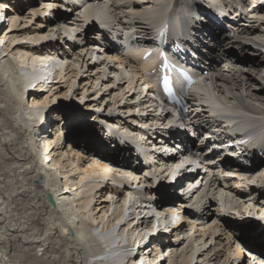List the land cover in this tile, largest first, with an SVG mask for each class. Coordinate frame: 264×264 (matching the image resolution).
Instances as JSON below:
<instances>
[{
  "label": "bare ground",
  "instance_id": "6f19581e",
  "mask_svg": "<svg viewBox=\"0 0 264 264\" xmlns=\"http://www.w3.org/2000/svg\"><path fill=\"white\" fill-rule=\"evenodd\" d=\"M28 1L32 5L6 0L7 9L0 10L8 20L4 25L0 19V264H233L245 252L238 243L247 239L240 236L241 230L248 234L242 226L255 234L254 242L247 239L251 250L264 253V160L243 168L237 160L226 162L229 150L216 164L221 170L207 173L215 164L209 138H217L220 149L226 145L219 133L200 127L209 110L219 119L213 122L218 132L232 125L264 145V0L263 8L257 3L259 15L241 23L230 14L239 0H202L205 8L201 0H136L137 6L133 0H79L81 10L69 18L73 0ZM58 7L65 13L61 18ZM210 7L226 14L223 26L200 21L198 11L209 15ZM164 20L176 21L194 39L177 57L199 78L183 83L194 101L186 118L176 119L169 110L176 108L162 107L153 95L152 75L145 71L155 60L140 64L135 52H122L108 37L113 26H121L128 35L124 42L148 51L157 38L152 31ZM93 23L102 30L101 41L89 38ZM246 45L263 58L245 62ZM103 108L113 112L116 124L107 115L84 112ZM73 128L89 133L93 144L72 134L64 140ZM156 134L164 147L155 148L150 136ZM121 140L152 148L153 157L177 149L181 158L191 153L199 158L198 177L207 173L202 186L210 192L195 197L197 189L189 187L188 198L176 202L172 180L188 181L182 176L187 169L172 174V166H154L146 176L129 174L126 169L135 166L120 159ZM106 150L120 153L114 157ZM224 175L230 178L226 186ZM165 178L168 183L160 184ZM214 204L215 218L209 207ZM192 210L195 222H189ZM229 211L244 214L235 215L244 224L227 219ZM182 212L183 221L173 225Z\"/></svg>",
  "mask_w": 264,
  "mask_h": 264
},
{
  "label": "rangeland",
  "instance_id": "374dc122",
  "mask_svg": "<svg viewBox=\"0 0 264 264\" xmlns=\"http://www.w3.org/2000/svg\"><path fill=\"white\" fill-rule=\"evenodd\" d=\"M24 2H23V4H27V5H32V3H30L28 0H23ZM134 1V3H135V5L137 6V5H139V3L136 1V0H133ZM200 1V0H199ZM145 3H142V6L144 5ZM200 5H202L203 6V3L201 2V4ZM29 9V8H28ZM81 10V9H80ZM28 11V10H27ZM56 16H58V17H62V15L64 14L65 15V13L63 12V10L62 9H60V7H58V8H56ZM6 13H7V11H6ZM8 13H11V12H9L8 11ZM73 13H69L68 12V18L69 17H74V15H75V12H74V14L72 15ZM51 15V14H50ZM7 17V16H6ZM60 17V18H61ZM8 18V17H7ZM49 19H51L50 17H49ZM47 20H48V18H47ZM4 21H6L5 23H4V25H7L8 24V20H6V18L4 19ZM7 23V24H6ZM105 23H108L110 26L112 25L113 26V23L112 22H110V21H108V22H105ZM92 25H94V27L93 26H91V24H90V29H89V27H88V29L90 30V33L88 32V34H89V38H91L92 40H96V38H97V40H99V41H101L102 39H103V36L101 35V34H99V33H102V30L99 28V27H97V23H93ZM101 26L102 25H104L103 23L102 24H100ZM96 26V27H95ZM68 40V39H67ZM241 40L242 39H240L238 42H241ZM229 41H232V39H230L229 38ZM250 42V41H249ZM70 46V45H69ZM68 46V47H69ZM64 47V45L62 44V48ZM64 50H66V47H64L63 48V51ZM71 50H72V48H71ZM258 57L259 58H261L262 57V55L260 54V52H256V51H254L253 49H250V47H248L247 45L245 46V53L243 54V56H241V58H243L244 59V61L245 62H248V63H251L252 61H255L256 59H258ZM263 58V57H262ZM98 59H96V61H97ZM95 61V60H94ZM99 61H101V60H99ZM263 61H264V58H263ZM109 76V75H108ZM126 85V84H125ZM124 85V86H125ZM78 86V88H79V91L81 92V91H84V89H82V82L80 83V85H77ZM79 93V92H78ZM96 95V93H94L93 95H92V97L93 96H95ZM103 98H105V96L103 97ZM93 99V98H92ZM99 103V101H97V100H95L94 102L92 101L91 102V104H95V107H97V104ZM80 108H82V106L81 107H78V108H71V107H64V109H71V110H77V109H80ZM96 110V109H95ZM95 110H90V109H84V112H86V113H96L97 114V116L100 118V117H102V119H105V116L107 115L108 116V119H105L106 121H108L109 123H111V124H116V123H114L112 120H111V116L113 115V112L112 111H108L107 113H104V108L102 109V110H100V111H102V112H97V110L95 111ZM99 111V110H98ZM101 125H103V124H101ZM119 128H120V133H125L126 131H124L123 130V128H124V126H123V124H120V125H117ZM96 129H97V127H95ZM79 130L80 129H78V128H73V129H71L70 131H68L67 133H66V135L64 136V140H65V138H68L67 136L68 135H70V134H72L71 135V137H73V136H76L77 137V141H82V139H87V141H89L90 143L92 142V144H93V141L90 139V134L89 133H87L86 135H84V133H82V132H79ZM84 136V137H83ZM87 136L89 137V138H87ZM75 138V137H74ZM78 138H81V139H78ZM85 139V140H86ZM92 150L91 149H88V152H91ZM108 153H110L112 156H114V157H118L119 156V154L117 153V152H115V151H110V150H106ZM166 179V181L165 182H161V181H163V180H165ZM165 179H163V180H161L160 182H158V183H160V184H164V183H168V178H165ZM156 185H158V184H156ZM245 200V199H244ZM252 207V205H248V207ZM239 215H241V216H243L244 214H239ZM238 215V216H239ZM245 216V215H244ZM233 217V216H232ZM227 218V217H226ZM227 219H229V218H227ZM254 220V219H253ZM260 219H258V221H259ZM231 224H233L232 222H230ZM244 224V223H243ZM234 225V224H233ZM235 227H236V225H234ZM256 226H253V228H255ZM242 229H244V231L246 230L247 232H248V234H250V237H252L253 236V238L255 237V234H253V233H251L252 231H250V229H247L245 226H242L241 227ZM241 228L239 227V231L241 230ZM253 228H251V229H253ZM243 230H241V232L240 233H242L243 234V232H242ZM255 231V230H254ZM171 236L170 237H172V239H174V237L172 236L173 234H170ZM244 235V234H243ZM162 241V240H161ZM163 242V241H162ZM182 246V245H181Z\"/></svg>",
  "mask_w": 264,
  "mask_h": 264
},
{
  "label": "snow or ice",
  "instance_id": "6c2138e0",
  "mask_svg": "<svg viewBox=\"0 0 264 264\" xmlns=\"http://www.w3.org/2000/svg\"><path fill=\"white\" fill-rule=\"evenodd\" d=\"M6 9H7L6 0H0V10H6ZM0 19H4V17L0 16ZM168 83H169L168 77L165 76L164 77V86H165V88H168Z\"/></svg>",
  "mask_w": 264,
  "mask_h": 264
},
{
  "label": "built area",
  "instance_id": "2783aa9c",
  "mask_svg": "<svg viewBox=\"0 0 264 264\" xmlns=\"http://www.w3.org/2000/svg\"><path fill=\"white\" fill-rule=\"evenodd\" d=\"M120 150H122V149H120ZM120 150L119 151H115V152H118V153H120ZM123 152H122V156L120 157V159L121 160H126V157H125V155L127 154V151L124 149V150H122ZM128 169H132V168H128ZM128 169H126V171L128 170ZM129 170V171H130ZM184 205L186 204V203H183ZM184 207V206H183ZM183 213V212H182ZM182 213H181V215H182ZM183 215H185L184 213H183ZM185 220V219H184ZM193 222H195L194 220H193ZM189 232L190 233H192V231L190 230V231H188V232H186V234H189ZM244 241H247V239H245Z\"/></svg>",
  "mask_w": 264,
  "mask_h": 264
},
{
  "label": "trees",
  "instance_id": "16d2710c",
  "mask_svg": "<svg viewBox=\"0 0 264 264\" xmlns=\"http://www.w3.org/2000/svg\"><path fill=\"white\" fill-rule=\"evenodd\" d=\"M92 26H93V25H92ZM242 232H243V231H242ZM241 234H242V233H241ZM243 234H244V238H247V239L251 240L252 242H254V241H253V238L250 237V234H247V233H244V232H243ZM243 234H242V235H243ZM260 246L262 247V245H260Z\"/></svg>",
  "mask_w": 264,
  "mask_h": 264
},
{
  "label": "water",
  "instance_id": "95a60500",
  "mask_svg": "<svg viewBox=\"0 0 264 264\" xmlns=\"http://www.w3.org/2000/svg\"><path fill=\"white\" fill-rule=\"evenodd\" d=\"M50 201L52 202V203H54V200H53V198H52V196L50 195ZM55 204V203H54ZM241 214V213H240Z\"/></svg>",
  "mask_w": 264,
  "mask_h": 264
}]
</instances>
